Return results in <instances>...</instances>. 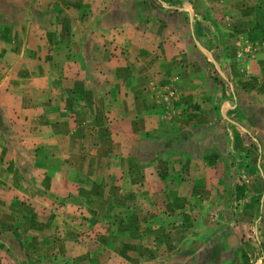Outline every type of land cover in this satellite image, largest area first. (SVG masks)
Wrapping results in <instances>:
<instances>
[{
	"label": "crops",
	"instance_id": "0c3cea01",
	"mask_svg": "<svg viewBox=\"0 0 264 264\" xmlns=\"http://www.w3.org/2000/svg\"><path fill=\"white\" fill-rule=\"evenodd\" d=\"M0 264H264V0H0Z\"/></svg>",
	"mask_w": 264,
	"mask_h": 264
},
{
	"label": "rangeland",
	"instance_id": "374dc122",
	"mask_svg": "<svg viewBox=\"0 0 264 264\" xmlns=\"http://www.w3.org/2000/svg\"><path fill=\"white\" fill-rule=\"evenodd\" d=\"M3 134L4 133H2V128H1V124H0V139H3Z\"/></svg>",
	"mask_w": 264,
	"mask_h": 264
}]
</instances>
